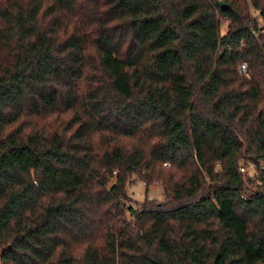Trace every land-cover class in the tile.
Here are the masks:
<instances>
[{
	"label": "trees",
	"instance_id": "16d2710c",
	"mask_svg": "<svg viewBox=\"0 0 264 264\" xmlns=\"http://www.w3.org/2000/svg\"><path fill=\"white\" fill-rule=\"evenodd\" d=\"M0 263L264 264V0H0Z\"/></svg>",
	"mask_w": 264,
	"mask_h": 264
},
{
	"label": "rangeland",
	"instance_id": "374dc122",
	"mask_svg": "<svg viewBox=\"0 0 264 264\" xmlns=\"http://www.w3.org/2000/svg\"><path fill=\"white\" fill-rule=\"evenodd\" d=\"M250 12L255 18H257V22L260 25L261 24V18L258 15V12L256 10L250 9ZM227 28V21L222 20V27H221V34H223L226 31ZM249 171H252L251 168H247ZM146 186L142 182H138L135 185H132L129 187V192L132 195V203L139 202L142 203L144 202V199L146 197V192H145ZM148 197L152 199L150 200H155V201H161L164 200V192L162 191V186L160 183H157L156 185L152 184L148 187ZM1 264V263H0Z\"/></svg>",
	"mask_w": 264,
	"mask_h": 264
},
{
	"label": "built area",
	"instance_id": "2783aa9c",
	"mask_svg": "<svg viewBox=\"0 0 264 264\" xmlns=\"http://www.w3.org/2000/svg\"><path fill=\"white\" fill-rule=\"evenodd\" d=\"M238 72L246 77H249V69H247V65L245 62H240L237 66ZM242 170V169H241ZM154 185L157 184V182H153ZM150 199H152L150 197Z\"/></svg>",
	"mask_w": 264,
	"mask_h": 264
},
{
	"label": "water",
	"instance_id": "95a60500",
	"mask_svg": "<svg viewBox=\"0 0 264 264\" xmlns=\"http://www.w3.org/2000/svg\"><path fill=\"white\" fill-rule=\"evenodd\" d=\"M221 6L222 7H227V4L223 3V2H220Z\"/></svg>",
	"mask_w": 264,
	"mask_h": 264
}]
</instances>
